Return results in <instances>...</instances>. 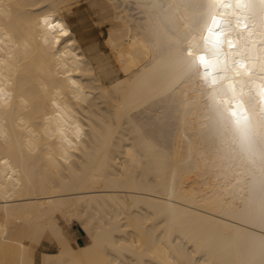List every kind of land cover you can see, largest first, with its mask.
<instances>
[{
  "label": "bare ground",
  "instance_id": "bare-ground-1",
  "mask_svg": "<svg viewBox=\"0 0 264 264\" xmlns=\"http://www.w3.org/2000/svg\"><path fill=\"white\" fill-rule=\"evenodd\" d=\"M108 1L0 0V264H264V0Z\"/></svg>",
  "mask_w": 264,
  "mask_h": 264
},
{
  "label": "rangeland",
  "instance_id": "rangeland-1",
  "mask_svg": "<svg viewBox=\"0 0 264 264\" xmlns=\"http://www.w3.org/2000/svg\"><path fill=\"white\" fill-rule=\"evenodd\" d=\"M88 3L92 11L94 12L93 14L94 18H92L87 13V11H85L86 15H88L87 19L89 20V23L91 24V27H92V29L88 31L87 34L94 35L99 41V47L107 51L106 48L104 47L103 38H104L105 30L108 27H110L111 21L113 20L114 7L108 0H88ZM66 228H68L74 234V236H76V238H77V235H81V238H79L80 242H84L86 240V233L84 232L83 228L81 227L80 223L77 220H74L71 224L67 223ZM56 249H58V244L56 241H52L47 238H42L38 248L35 251L36 252L35 255L37 257L38 263L41 257L42 250L54 251Z\"/></svg>",
  "mask_w": 264,
  "mask_h": 264
},
{
  "label": "snow or ice",
  "instance_id": "snow-or-ice-1",
  "mask_svg": "<svg viewBox=\"0 0 264 264\" xmlns=\"http://www.w3.org/2000/svg\"><path fill=\"white\" fill-rule=\"evenodd\" d=\"M45 25L52 30V32L55 34L56 32H59L60 35L63 38L64 44H71L72 43V37L71 32L66 28L65 22L61 21L59 19L49 21V18H45L44 21ZM210 35L215 37L217 36L216 32H210ZM57 43H60V41H57Z\"/></svg>",
  "mask_w": 264,
  "mask_h": 264
},
{
  "label": "clouds",
  "instance_id": "clouds-1",
  "mask_svg": "<svg viewBox=\"0 0 264 264\" xmlns=\"http://www.w3.org/2000/svg\"><path fill=\"white\" fill-rule=\"evenodd\" d=\"M212 47H217V46L214 45L213 41L210 43V47L207 48L208 52L212 51Z\"/></svg>",
  "mask_w": 264,
  "mask_h": 264
},
{
  "label": "crops",
  "instance_id": "crops-1",
  "mask_svg": "<svg viewBox=\"0 0 264 264\" xmlns=\"http://www.w3.org/2000/svg\"><path fill=\"white\" fill-rule=\"evenodd\" d=\"M79 238H81V235H77V239L79 240Z\"/></svg>",
  "mask_w": 264,
  "mask_h": 264
}]
</instances>
